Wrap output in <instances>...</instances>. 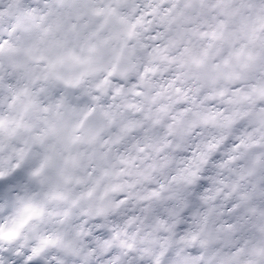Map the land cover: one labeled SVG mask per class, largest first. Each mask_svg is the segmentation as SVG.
I'll return each mask as SVG.
<instances>
[{
    "label": "clouds",
    "instance_id": "1",
    "mask_svg": "<svg viewBox=\"0 0 264 264\" xmlns=\"http://www.w3.org/2000/svg\"><path fill=\"white\" fill-rule=\"evenodd\" d=\"M0 264H264V0H0Z\"/></svg>",
    "mask_w": 264,
    "mask_h": 264
}]
</instances>
